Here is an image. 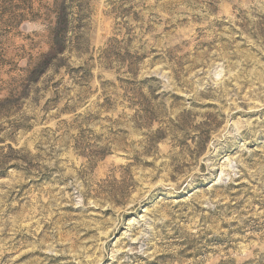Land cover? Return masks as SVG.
Returning <instances> with one entry per match:
<instances>
[{"label": "rangeland", "instance_id": "374dc122", "mask_svg": "<svg viewBox=\"0 0 264 264\" xmlns=\"http://www.w3.org/2000/svg\"><path fill=\"white\" fill-rule=\"evenodd\" d=\"M0 264H264V0H0Z\"/></svg>", "mask_w": 264, "mask_h": 264}]
</instances>
